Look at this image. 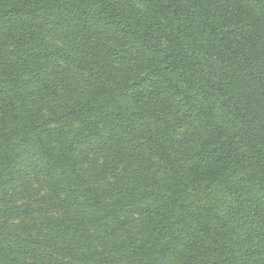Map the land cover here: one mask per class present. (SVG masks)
<instances>
[{"label": "trees", "instance_id": "obj_1", "mask_svg": "<svg viewBox=\"0 0 264 264\" xmlns=\"http://www.w3.org/2000/svg\"><path fill=\"white\" fill-rule=\"evenodd\" d=\"M0 215V264H264V0H0Z\"/></svg>", "mask_w": 264, "mask_h": 264}, {"label": "rangeland", "instance_id": "obj_2", "mask_svg": "<svg viewBox=\"0 0 264 264\" xmlns=\"http://www.w3.org/2000/svg\"><path fill=\"white\" fill-rule=\"evenodd\" d=\"M84 152V156L86 157V161L89 162V161H98L99 159V153H97L93 147L91 146H88V147H85L83 150ZM107 152V151H106ZM106 152H102V155L105 156ZM102 162V160H100ZM115 179H113V177H110L108 182H112L114 181ZM35 184V183H34ZM35 189H38L39 186H35L34 187ZM6 217L5 216H1L0 215V230H5V229H8L10 228L13 224H18L19 221H16V222H11L9 220H6L5 219Z\"/></svg>", "mask_w": 264, "mask_h": 264}]
</instances>
